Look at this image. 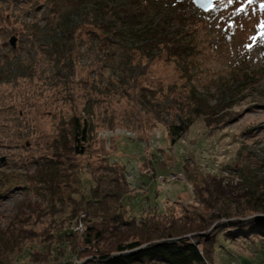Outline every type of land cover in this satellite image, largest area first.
I'll use <instances>...</instances> for the list:
<instances>
[{"label": "rangeland", "instance_id": "374dc122", "mask_svg": "<svg viewBox=\"0 0 264 264\" xmlns=\"http://www.w3.org/2000/svg\"><path fill=\"white\" fill-rule=\"evenodd\" d=\"M61 1L83 6L59 27L44 0H0L4 263L85 264L99 252L116 256L118 237L144 246L170 233L165 240L186 237L200 250L212 240L209 264H264L263 236L226 239L239 226H264L251 222L264 211L244 210L242 200L264 182V0H216L207 13L191 0ZM100 3L122 37L96 30L88 16ZM157 37L183 45L187 64L154 45ZM196 103L211 124L201 115L172 145L168 126ZM72 117L90 122L83 156L65 148ZM220 208L240 215L200 229Z\"/></svg>", "mask_w": 264, "mask_h": 264}, {"label": "trees", "instance_id": "16d2710c", "mask_svg": "<svg viewBox=\"0 0 264 264\" xmlns=\"http://www.w3.org/2000/svg\"><path fill=\"white\" fill-rule=\"evenodd\" d=\"M46 2V6H51L52 9V14L53 16H56L59 14L57 18L61 19V22L59 23V27H62L65 25L66 22V15L68 16V13H70L73 9L77 11L80 7L83 6L82 2L80 1H71L65 3L64 1L61 0H44ZM63 2L68 5V11L64 13L61 10V7L63 5ZM44 4V3H43ZM71 8V9H70ZM113 10V9H112ZM109 6H107L105 3H100L96 6L94 10H92V16L91 13L87 12L90 14H87L89 19L93 21L95 24V28L97 31H100L102 34H104V38L114 39V36L117 37H122L119 32V30H109V26L106 25L105 19L107 16L110 15V11H112ZM50 11V12H51ZM60 12H62L60 15ZM56 13V14H55ZM55 14V15H54ZM97 23V24H96ZM30 28H35L39 29V27L36 24H32ZM45 28V27H44ZM91 30H88L90 32ZM95 31V30H94ZM93 32V31H92ZM110 33V34H109ZM125 34V33H124ZM159 39L156 40L154 45H157V47L161 46L162 48H166V50L170 53L171 57H174L178 61V66L180 64H187V59L186 56L187 54L185 53V47L183 45H180V43L174 41V40H166V39H161L160 37H157ZM115 40V39H114ZM178 44V45H177ZM199 109V110H198ZM201 115L205 116L204 122L206 124H211V120H209V117H211L210 112H205L202 110V106L200 104H195L193 106L191 112L188 114V116L185 118V121L182 122L179 125H170L168 126V135L170 136V141L171 144L174 145L177 141L181 139V136L186 133V131L192 126L194 121L199 118ZM69 136L71 143L67 144L65 146L66 149H71L76 153V155H82L85 153V144L87 142L88 136L91 132V126L90 122L87 120L81 121L79 118L72 117L69 121ZM44 167L47 166L48 171L50 170L49 165H54L53 161L46 162L43 164ZM105 169L109 172H117L118 170L121 171V179H119L120 182L122 180L126 185L128 183L126 182V179L124 178L123 174V169L117 165H112L107 162V165H105ZM117 180V176L115 180H111L112 183ZM118 181V180H117ZM112 183H109L110 185ZM83 184V183H82ZM83 187V186H82ZM128 194H125L123 196H126ZM244 204L246 205L243 209L244 210H251L253 212H258V211H264V207L261 206L264 201V182H256L254 186H250L248 189L247 193L243 196L242 198ZM96 204H99L98 200L94 201ZM261 204V205H260ZM88 205V204H87ZM88 207V206H87ZM224 207V206H223ZM89 208V207H88ZM90 208H93V206H90ZM228 210H230L228 208ZM227 209H217L215 210L211 217L208 218L207 222H203L200 229L206 227H210L213 222L216 219L219 218H225L229 219L231 218L232 215L239 214L236 211H228ZM240 215V214H239ZM115 217L119 218L120 222L123 223H130L127 220H124L122 216L117 215L112 217L111 219L113 220ZM77 219L75 220V223H77ZM112 223H116L115 221H112ZM111 228V225H110ZM88 229V228H87ZM72 229L70 230V233ZM94 234V237L99 241L101 234L100 230H97ZM66 232H64V235ZM72 234H76L73 232ZM89 234V233H88ZM261 235L264 237V226H255L252 223H248L247 225H242L239 226L238 229L235 228L234 233H228L226 234V239H233L238 236H249V235ZM169 235V236H168ZM168 235H163L161 238L163 240L158 241V242H149L146 241L145 245L143 246L142 243L140 242V239H133L132 241H127L124 240L120 237H118L119 244H117L115 247H112L114 252L117 253L116 256L110 257L109 255L104 254V252H99L98 254H94L95 260L90 261V262H85V264H143V262H162L165 264H209L211 263V256H210V251L211 248H206L207 245L211 244L213 241L211 240L202 250H200L199 245L200 243H196L192 241L191 239H188L186 237L184 238H178V239H171L170 240H165L166 238H171V234L169 233ZM88 241V240H87ZM13 242V244H12ZM90 242V240H89ZM207 242V241H205ZM17 245V241L15 239H10L6 246L14 247ZM62 248L64 245H61ZM36 249V248H34ZM56 247L50 246V252H56ZM27 255H30L29 251H25V255L20 256L17 258L15 263H22L24 258L27 257ZM5 260V259H4ZM4 260L0 257V264H6L4 263ZM145 262V263H146Z\"/></svg>", "mask_w": 264, "mask_h": 264}, {"label": "water", "instance_id": "95a60500", "mask_svg": "<svg viewBox=\"0 0 264 264\" xmlns=\"http://www.w3.org/2000/svg\"><path fill=\"white\" fill-rule=\"evenodd\" d=\"M193 5L203 13L210 12L215 8L216 0H191ZM9 44L15 47L16 38L11 37ZM254 224L264 225V215H254L251 219Z\"/></svg>", "mask_w": 264, "mask_h": 264}, {"label": "snow or ice", "instance_id": "6c2138e0", "mask_svg": "<svg viewBox=\"0 0 264 264\" xmlns=\"http://www.w3.org/2000/svg\"><path fill=\"white\" fill-rule=\"evenodd\" d=\"M232 2H233V0H228V3H232ZM254 2H255V0H247L248 4H252ZM243 11H244L243 7L237 8V12H243ZM257 27L260 28V29H264V21H261L257 25ZM261 35H264V31L261 32ZM251 39L255 40V37H252Z\"/></svg>", "mask_w": 264, "mask_h": 264}, {"label": "crops", "instance_id": "0c3cea01", "mask_svg": "<svg viewBox=\"0 0 264 264\" xmlns=\"http://www.w3.org/2000/svg\"><path fill=\"white\" fill-rule=\"evenodd\" d=\"M177 172H179V171H177ZM185 200V199H184Z\"/></svg>", "mask_w": 264, "mask_h": 264}, {"label": "built area", "instance_id": "2783aa9c", "mask_svg": "<svg viewBox=\"0 0 264 264\" xmlns=\"http://www.w3.org/2000/svg\"><path fill=\"white\" fill-rule=\"evenodd\" d=\"M176 176V175H175Z\"/></svg>", "mask_w": 264, "mask_h": 264}]
</instances>
